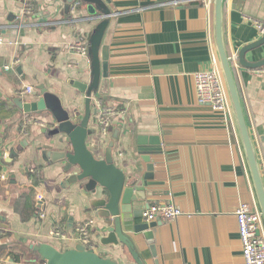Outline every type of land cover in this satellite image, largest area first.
Returning a JSON list of instances; mask_svg holds the SVG:
<instances>
[{
    "label": "crops",
    "instance_id": "0c3cea01",
    "mask_svg": "<svg viewBox=\"0 0 264 264\" xmlns=\"http://www.w3.org/2000/svg\"><path fill=\"white\" fill-rule=\"evenodd\" d=\"M68 1L0 0V264H41L33 250L39 243L74 249L80 244L76 227L90 220V249L118 264H135L126 246L100 244L103 220L88 202V192L64 186L69 177L62 172L64 164L42 159L38 148L47 114L24 112L46 87L68 112L85 114L86 94L69 82L90 83V56L75 49L84 46L89 53L92 31L102 19L88 22L86 5ZM103 1L111 15L100 49L101 83L92 95L89 128L96 133L87 144L98 159L110 148L127 181L147 173L142 157L150 155L154 182L161 185L147 189L152 195L146 201L134 203L136 223H147L143 211L153 203L173 202L183 211L174 221L156 223L153 244L131 229L138 255L144 264H245L236 211L241 204L261 209L242 136L233 106L223 115L201 105L194 80L196 73L212 68L223 75L215 0ZM30 6L32 13L21 19ZM255 22L264 24V0H224V46L260 158L264 67L247 68L237 60L243 47L261 38ZM246 59L262 61L264 46ZM101 110L116 112L106 136L100 132ZM31 119L39 123H28ZM156 148L160 151L153 152ZM260 163L264 177L261 158ZM40 194L45 221L38 215ZM55 227L66 232V240L49 236Z\"/></svg>",
    "mask_w": 264,
    "mask_h": 264
},
{
    "label": "water",
    "instance_id": "95a60500",
    "mask_svg": "<svg viewBox=\"0 0 264 264\" xmlns=\"http://www.w3.org/2000/svg\"><path fill=\"white\" fill-rule=\"evenodd\" d=\"M86 5L90 17L88 22L102 21L94 28L89 41V56L91 62L90 83L70 81V85L86 94V110L84 116L70 113L64 109L60 97L48 91L46 87L39 90L40 99L24 105L26 114L38 116L47 114L48 122L45 125L44 140L38 151L42 159L51 164L63 163L62 172L68 175L64 186L77 185L89 194L87 197L96 215L103 220L104 232L98 237L102 246H126L133 256L135 264H144L138 255L128 232L142 233L149 244L154 243L153 229L156 223H136L139 218L133 211V205L137 202L146 201L152 193L147 189L160 186L154 182V170L150 161V155L142 157L147 163V173L140 177L135 176L127 181L125 173L118 168L112 157V150L107 149L104 159H98L87 144L88 137L96 133L95 129L89 128L92 116V95L97 93L101 83L100 49L106 30L110 23V10L103 0H80ZM108 1V0H107ZM246 2V0H240ZM224 0H215V36L216 45L222 66L224 81L234 109L236 120L242 136L244 149L252 178L254 181L257 198L264 219V177L262 174L260 158L264 161V139L261 138V157H258L256 146L248 129L240 96L232 72L233 60L226 52L223 41L222 11ZM72 4V0L68 1ZM16 17L13 20L14 22ZM104 18V20H103ZM264 46V36L258 41L243 47L237 60L240 65L251 69L264 67V59L258 62H249L246 57L249 53ZM95 115L98 111L93 112ZM111 147V146H110ZM145 151V149H140ZM154 151H160L156 148ZM147 153V152H144ZM12 156L17 153L12 151ZM92 195L95 197L92 199ZM70 222H72L70 220ZM130 229V230H129ZM33 250L46 262V264H118L110 258L100 255L97 248L88 249L79 244L74 249L59 251L47 243H39Z\"/></svg>",
    "mask_w": 264,
    "mask_h": 264
},
{
    "label": "built area",
    "instance_id": "2783aa9c",
    "mask_svg": "<svg viewBox=\"0 0 264 264\" xmlns=\"http://www.w3.org/2000/svg\"><path fill=\"white\" fill-rule=\"evenodd\" d=\"M212 2V0H208ZM174 5H178L175 3ZM32 7L22 10L21 19L29 16L32 13ZM261 37L264 36V24L255 22ZM77 53L88 57V48L84 46L77 47ZM196 94L201 105L209 106L214 112L223 115H228L231 112L232 104L227 91V87L222 73L217 69H209L199 71L194 75ZM27 92H33L32 87L27 88ZM101 106L100 102H97ZM100 132L103 136L109 134L112 125V117L116 114L115 111L101 110L99 112ZM36 124L39 121L29 120L28 123ZM38 198V215L39 220L45 221L46 214L43 211L44 197L42 194ZM183 215V211L173 202L153 203L143 211V219L147 223L168 222L174 221ZM238 231L242 245V257L245 264H264V219L262 212L252 205L241 204L236 211ZM94 225L92 220L79 224L76 227L75 234L80 244L90 249L91 245V229ZM49 236L58 240H66L67 234L60 227L53 228Z\"/></svg>",
    "mask_w": 264,
    "mask_h": 264
},
{
    "label": "trees",
    "instance_id": "16d2710c",
    "mask_svg": "<svg viewBox=\"0 0 264 264\" xmlns=\"http://www.w3.org/2000/svg\"><path fill=\"white\" fill-rule=\"evenodd\" d=\"M0 248H1V247H0ZM0 251H2V248L0 249ZM33 254H34V255H37L35 252H33ZM14 260H15L16 262H20V257L15 256V257H14ZM41 264H44V261H43V260H41Z\"/></svg>",
    "mask_w": 264,
    "mask_h": 264
}]
</instances>
